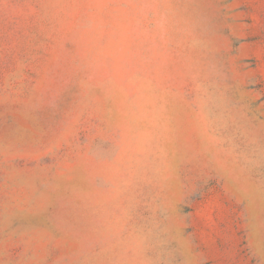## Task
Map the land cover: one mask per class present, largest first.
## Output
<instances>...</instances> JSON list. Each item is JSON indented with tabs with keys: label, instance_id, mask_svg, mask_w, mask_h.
Masks as SVG:
<instances>
[{
	"label": "rangeland",
	"instance_id": "obj_1",
	"mask_svg": "<svg viewBox=\"0 0 264 264\" xmlns=\"http://www.w3.org/2000/svg\"><path fill=\"white\" fill-rule=\"evenodd\" d=\"M0 264H264V0H0Z\"/></svg>",
	"mask_w": 264,
	"mask_h": 264
}]
</instances>
